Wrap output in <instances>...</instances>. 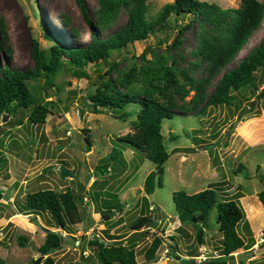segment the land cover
<instances>
[{
	"label": "rangeland",
	"instance_id": "1",
	"mask_svg": "<svg viewBox=\"0 0 264 264\" xmlns=\"http://www.w3.org/2000/svg\"><path fill=\"white\" fill-rule=\"evenodd\" d=\"M84 1L90 23L76 0H0V65L7 63L20 70L34 68V39L47 52L53 45L75 49L92 41L93 29L99 37L107 38L126 24L128 17L122 11L111 30H100L95 25L98 0ZM197 1L222 9L241 6L240 0ZM257 1L264 4V0ZM174 2L147 0V20L155 21ZM192 18L171 15L169 37L162 45L158 42L164 39L166 30L158 27L147 40L90 64L84 70L86 77L74 75V68L66 64L53 79L55 89H48L50 81L46 78L28 82L33 97L47 104L50 114L44 125L37 126L27 120L28 112H20L17 117L9 115L6 123L0 120V190L7 197L0 204V264H34L41 255L32 250L30 243L40 248L46 240V229L64 238L62 249L51 255L55 264H100L98 249L90 245L95 237L109 246L114 243L130 247L135 243L138 264H201L220 258L224 249L216 211L206 227L205 244L199 246V227L180 222L173 200L175 192L196 194L212 185L219 202L238 199L251 230L248 234L247 224L242 223L239 233L249 246L254 244L250 250L234 253L235 259L230 258L228 264H264V206L259 199L264 191V105L259 97L264 90V70L256 74L257 90L246 88L234 93L231 106L210 107L205 114H195L203 105L195 109L196 89H191L186 79L206 85L210 94L218 77L211 79L210 65L197 57L206 36V29L199 23H193L181 44L174 46L179 28ZM263 36L264 15L258 30L227 69H234L243 61ZM114 64L118 68L106 79L113 78L118 85L133 68L158 70L167 66L176 70L180 84L190 91L185 100L173 90L164 92L175 104V118L162 126L170 158L161 185H157L152 196L145 194L144 187L155 165L145 154L125 149L118 141L133 132L139 107L132 105L125 111L101 114H94L88 107V96L95 93L103 82L100 77ZM125 113L128 117L121 119ZM21 117L23 125L13 122ZM114 149L122 153L115 161L110 159ZM61 166L70 171L68 178L61 176ZM103 168H107V174L100 176L98 170ZM44 190L76 193L83 222L72 226L73 234L56 229L49 214L36 215L27 210V195ZM109 210L113 211L105 220ZM148 216L149 224L135 234L134 224ZM20 236L29 240L25 247L19 245ZM156 237L162 238L163 244L156 258L148 262L145 254Z\"/></svg>",
	"mask_w": 264,
	"mask_h": 264
},
{
	"label": "trees",
	"instance_id": "2",
	"mask_svg": "<svg viewBox=\"0 0 264 264\" xmlns=\"http://www.w3.org/2000/svg\"><path fill=\"white\" fill-rule=\"evenodd\" d=\"M240 1L239 9H222L208 2L175 0L173 4L164 8L155 21L151 22L146 18L147 0H98L99 9L95 22L97 28L102 31L111 30L122 11L128 17L126 24L107 38L99 37L92 26V41L85 47L75 49L66 50L59 45H53L47 52L41 47L39 41L34 39L31 54L35 66L32 69L20 70L12 68L7 63L1 64L0 120L7 115L17 117L20 112H28L27 120L31 124L44 125L50 114V108L33 97L28 82L46 78L50 81L48 89H55L53 79L66 64L74 68V75L86 77L84 70L90 64L109 59L113 51L124 50L130 45L147 40L150 35L155 34L158 27L166 30L164 39L158 42V45H162L169 37L167 34L169 33L168 19L173 14L177 17L183 15L193 17L190 23L179 28L174 41L175 47L181 44L185 32L191 28L193 23H199L206 29V36L200 44L197 57L203 63L210 65L211 79L218 77L215 89L210 94H207L206 85L197 84L191 78L186 79L191 89H196V96L193 99L195 109L203 105L195 114H205L210 107L231 106L235 100L234 93L246 88L257 90L259 80L256 74L264 70V36L259 45L243 61L234 69H227L248 44L254 32L258 30L264 15V4L259 1ZM76 2L90 23L85 1L76 0ZM47 40L51 38L47 37ZM117 68L118 64H114L103 77H100L103 82L98 85L95 93L88 96L87 100L90 101L88 107L94 114H101L102 111H125L132 105L139 107L137 119L132 123L133 132L119 138L118 141L125 149L145 154L146 159L155 165V171L148 175L144 187L145 194L152 196L157 185H161L165 165L170 158L162 126L165 121L175 118L173 113L175 104L171 97L166 98L164 92L173 90L181 100H185L190 91L185 90V87L180 84V75L172 67L163 66L158 70L143 68L140 71L133 68L124 75L119 85L113 78L106 79ZM141 93H145L143 97ZM158 93L162 94L166 100L161 99ZM251 107L253 109L252 103ZM127 117L128 114L125 113L121 119ZM13 122L20 126L24 124L23 117ZM86 140L90 146L88 136ZM120 155L122 153L114 149L110 159L115 161ZM98 171L100 176L107 174V168ZM261 179L264 181V175ZM3 197L2 190H0V204ZM259 199L264 206V191L259 194ZM173 200L180 222L183 225L199 227L197 231L199 246L205 244V230L209 226L212 213L216 211L215 221L222 234L224 254L220 258L207 259L201 264H228L234 253L241 249L250 250L253 247L254 244L249 246L238 230L239 226L244 223L247 224L248 234H251L245 212L238 199L219 202L218 192L212 185L196 194H188L185 191L175 192ZM26 208L36 215L49 214L56 225L55 228L70 235L73 234L72 226L83 222L77 196L73 190H67L64 193L44 190L28 194ZM111 211L113 210H109L104 216L110 215ZM95 213L98 214V211ZM150 219L151 216L139 219L132 227L136 231L135 234H140L139 231L149 224ZM28 241L25 236L19 237L21 247H25ZM63 244L62 234L53 231L48 233L45 243L39 248L40 255L46 257L41 264H55L51 255L61 250ZM162 244V238L154 239L145 254L148 262L156 258ZM90 245L98 249L100 264H138L135 243H132L130 247L115 246L114 243L109 246L95 237Z\"/></svg>",
	"mask_w": 264,
	"mask_h": 264
},
{
	"label": "water",
	"instance_id": "3",
	"mask_svg": "<svg viewBox=\"0 0 264 264\" xmlns=\"http://www.w3.org/2000/svg\"><path fill=\"white\" fill-rule=\"evenodd\" d=\"M56 92H59V90H57ZM260 97L263 99L262 104L264 105V90H263L262 93L260 94ZM8 119H9V115L4 116V117L2 118V121H3L4 123H6V122L8 121ZM59 172H60V174H61V176H62L63 178H68L69 175H70V171H69L66 167H64V166H61V167L59 168ZM2 193H3V192H2ZM3 199H4V200H7V197L4 196ZM105 220H109V217H106ZM46 232H47V234H48V233H50V232H52V231H51V229H46ZM30 247H31L32 250H34L35 252L39 253V248L36 247L34 243H30ZM44 258H45V257L41 256L39 259H37V260L34 262V264H41V262L43 261ZM234 259H235V257L232 256V257H231V260H234Z\"/></svg>",
	"mask_w": 264,
	"mask_h": 264
}]
</instances>
